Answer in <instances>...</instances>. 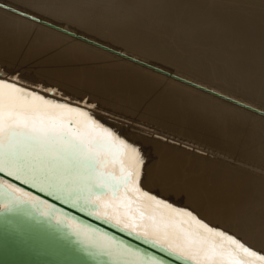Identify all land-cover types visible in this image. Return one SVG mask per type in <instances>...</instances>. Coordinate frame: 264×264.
<instances>
[{"label":"bare ground","instance_id":"obj_1","mask_svg":"<svg viewBox=\"0 0 264 264\" xmlns=\"http://www.w3.org/2000/svg\"><path fill=\"white\" fill-rule=\"evenodd\" d=\"M148 2L165 7H143ZM8 5L20 12L29 8L48 24L0 6V78L55 90L53 98H87L98 119L141 148L147 190L264 247V115L200 90L264 112V28L254 30L251 21L264 20L257 10L264 0H8ZM144 21L153 27L142 26ZM235 21L240 25L233 26ZM165 25L184 35L171 45L150 34ZM207 40L209 47L188 58L174 48L186 51ZM21 65L26 68L18 72ZM192 70L195 76L187 74Z\"/></svg>","mask_w":264,"mask_h":264},{"label":"snow or ice","instance_id":"obj_2","mask_svg":"<svg viewBox=\"0 0 264 264\" xmlns=\"http://www.w3.org/2000/svg\"><path fill=\"white\" fill-rule=\"evenodd\" d=\"M4 4L17 12L8 0ZM22 12L33 23L45 19L29 8ZM53 97L55 90L0 78V212L54 224L112 264H166V257L186 264H264V247L241 232L147 190L141 148L98 119L95 104ZM85 218L147 247L117 239Z\"/></svg>","mask_w":264,"mask_h":264},{"label":"water","instance_id":"obj_3","mask_svg":"<svg viewBox=\"0 0 264 264\" xmlns=\"http://www.w3.org/2000/svg\"><path fill=\"white\" fill-rule=\"evenodd\" d=\"M0 6L5 7L2 3H0ZM17 13L23 14V12L20 11H17ZM41 22L48 24L44 21ZM75 36L91 44L101 46L111 52L124 56L134 62L154 68L168 76L190 83V81L173 73L122 54L117 50L88 40L83 36ZM191 84L195 85L194 83ZM211 92L215 93L213 91ZM219 96L222 95L219 94ZM223 97L230 101H235L228 97ZM235 103L245 105L238 101H235ZM247 108L255 109L250 106H247ZM255 112L261 114L264 113L257 109H255ZM85 219L90 220L93 224H97L101 228L115 234L117 239L122 238L126 242H131L133 246L138 245L142 249L147 247L142 241L128 236V234L121 232L119 229H116L111 225L95 221L94 218ZM94 253V249H86L84 245L77 242L74 237L67 235L63 230H58V226L41 218L34 215L27 216L20 214L14 216L5 212H0V264H112L107 257L97 256ZM166 264H186V262L181 261L178 258L166 257Z\"/></svg>","mask_w":264,"mask_h":264},{"label":"rangeland","instance_id":"obj_4","mask_svg":"<svg viewBox=\"0 0 264 264\" xmlns=\"http://www.w3.org/2000/svg\"><path fill=\"white\" fill-rule=\"evenodd\" d=\"M257 10H259V11H261V12H264V6H262V7H260L259 9H257ZM207 12H209V13H211V10L210 9H208L207 10ZM147 20H149V19H147ZM251 21H253L254 23H255V25H254V30H256V29H260V28H264V20H251ZM153 23V22H152ZM152 23H149V22H147V21H144V22H142L141 23V25L142 26H149V27H153L152 26ZM238 25H240V23L239 22H237V21H235L234 23H233V26H238ZM69 28H71V27H69ZM140 31H143V32H145L144 30H140ZM150 31V34L152 35V36H154V37H156V38H158V39H160L162 42H164L165 44H173V42H174V38L176 39V37L177 36H183L184 35V33L182 32V31H180V30H177V29H174L173 27H171V26H168V25H165V27H159V28H157V30H149ZM64 33V32H63ZM66 34V33H65ZM111 40V39H110ZM110 40H108V41H110ZM112 41V40H111ZM211 40H207L206 41V45H201V46H199V45H192L191 47H189V48H186V51H182V50H179V49H177V46L176 45H174L175 47V50L177 51V53H182L184 56H185V58H188L194 51H196V50H198L199 48H207V47H209L208 46V44H209V42H210ZM112 42H115V41H112ZM119 46V45H118ZM149 62V61H148ZM219 64L221 65V63L219 62ZM26 67L23 65H21V66H19V67H17V69H18V72H21L22 70H24ZM205 68V67H204ZM207 70H210V69H208V68H206ZM21 70V71H20ZM184 73L186 72L185 71V69H183L182 70ZM173 72H175L176 73V71H173ZM191 72V73H190ZM191 74V75H193V76H195L194 74H192L193 73V70L192 71H188L187 72V74ZM209 73H211V72H209ZM206 76H208V75H204V77H206ZM229 82H231V84H232V81L233 80H231V79H227ZM206 81V80H205ZM196 82H198V81H196ZM207 82H209V81H207ZM198 83H201V82H198ZM210 83H213L212 81H210ZM216 85V84H215ZM220 87V86H219ZM221 89L220 90H225L224 88H222V87H220ZM229 92H231V91H229ZM233 93H235V94H237V95H234L235 97H239V98H241L240 96H238V94L239 93H236V92H233ZM239 95H241V94H239ZM235 160H237L240 164H243V165H245V164H250L249 163V161H245V160H242V159H235Z\"/></svg>","mask_w":264,"mask_h":264}]
</instances>
